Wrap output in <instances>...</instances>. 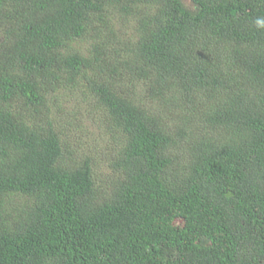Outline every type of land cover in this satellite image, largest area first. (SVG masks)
Here are the masks:
<instances>
[{
    "label": "trees",
    "instance_id": "16d2710c",
    "mask_svg": "<svg viewBox=\"0 0 264 264\" xmlns=\"http://www.w3.org/2000/svg\"><path fill=\"white\" fill-rule=\"evenodd\" d=\"M189 2L0 0V264H264V0Z\"/></svg>",
    "mask_w": 264,
    "mask_h": 264
},
{
    "label": "rangeland",
    "instance_id": "374dc122",
    "mask_svg": "<svg viewBox=\"0 0 264 264\" xmlns=\"http://www.w3.org/2000/svg\"><path fill=\"white\" fill-rule=\"evenodd\" d=\"M187 4H190L189 0H186ZM116 21V19H115ZM114 21V22H115ZM117 22V21H116ZM119 26V24L117 23ZM72 108V105L70 106ZM82 113L78 115L79 124L82 125L85 120V125L89 129V132L84 130L83 127L79 128L80 132L78 134L75 133L74 144L76 147L80 146V149L85 150V152L93 157L100 158L99 165L97 166L98 172H102L101 175L106 177L110 174V169L108 162L105 160L109 158L112 154H114V149H118L119 142L116 138H113L111 132L108 131L109 134L104 135L105 128L103 127V122L101 119L97 121H89L85 118H82Z\"/></svg>",
    "mask_w": 264,
    "mask_h": 264
}]
</instances>
